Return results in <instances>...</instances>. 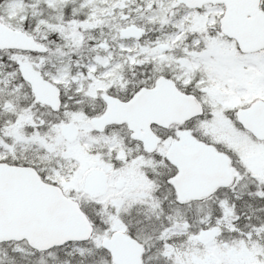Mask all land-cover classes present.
I'll return each mask as SVG.
<instances>
[{"label":"snow or ice","instance_id":"1","mask_svg":"<svg viewBox=\"0 0 264 264\" xmlns=\"http://www.w3.org/2000/svg\"><path fill=\"white\" fill-rule=\"evenodd\" d=\"M0 264H264V0H0Z\"/></svg>","mask_w":264,"mask_h":264}]
</instances>
